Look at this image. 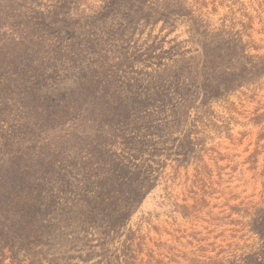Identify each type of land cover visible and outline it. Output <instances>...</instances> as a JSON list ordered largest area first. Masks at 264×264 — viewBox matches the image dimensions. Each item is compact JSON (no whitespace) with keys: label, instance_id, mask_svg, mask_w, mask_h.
<instances>
[{"label":"rangeland","instance_id":"rangeland-1","mask_svg":"<svg viewBox=\"0 0 264 264\" xmlns=\"http://www.w3.org/2000/svg\"><path fill=\"white\" fill-rule=\"evenodd\" d=\"M262 134L264 0H0V264H264Z\"/></svg>","mask_w":264,"mask_h":264},{"label":"trees","instance_id":"trees-1","mask_svg":"<svg viewBox=\"0 0 264 264\" xmlns=\"http://www.w3.org/2000/svg\"><path fill=\"white\" fill-rule=\"evenodd\" d=\"M263 137H264V134H262L261 136H259L260 139H262ZM263 228H264V221H263ZM255 230H256L255 232H257V231H258V228L255 229ZM262 230H264V229H262ZM259 232H261V229H260ZM261 239H263V238L261 237ZM259 258H261V257H259ZM262 258H263V260H264V257H262Z\"/></svg>","mask_w":264,"mask_h":264}]
</instances>
